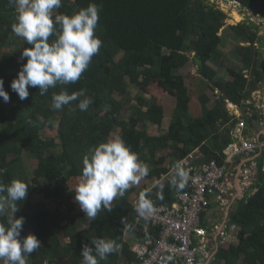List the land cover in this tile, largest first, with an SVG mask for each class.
Instances as JSON below:
<instances>
[{
  "label": "trees",
  "instance_id": "obj_1",
  "mask_svg": "<svg viewBox=\"0 0 264 264\" xmlns=\"http://www.w3.org/2000/svg\"><path fill=\"white\" fill-rule=\"evenodd\" d=\"M230 1L264 19V0ZM93 3L100 9L95 36L102 45L87 70L76 83H58L43 96L38 88L30 87L29 97L21 101L10 85L26 63V59L20 61L23 49L31 45L12 31L17 16L15 5L0 0V77L10 95L7 103L0 98V169H6L0 182L7 185L19 179L29 187L25 200L17 201L14 215L25 218L21 238L35 234L42 245L26 258L27 264H82L83 244L94 247L91 241L101 238L114 240L119 251L99 264H137L139 258L133 246L155 242L160 230L147 227L145 220H137V195L146 192V198L157 205L173 204L181 190L170 183L172 169L197 150L204 155V162L216 159L223 163L224 150L235 140L233 129L239 122L228 102L255 109L254 101L246 102L264 83V36L258 25L245 21L230 26L239 40L234 53L242 67L230 61L228 73L232 78L218 76L212 63L226 58L222 46L227 15L209 0H62L54 15L71 16ZM18 38L22 41L20 49ZM56 38L50 36L49 42ZM8 45L14 48L6 51ZM191 61L197 73H189L187 83L186 76L177 70ZM200 77L201 83L206 82L220 94L210 104V96L203 92L201 106L196 108L192 86ZM131 87L138 89L139 95L125 119L123 110L131 100ZM155 88L176 98L168 130L159 136L148 131V124L161 126L166 118ZM81 89L92 100L86 111L78 107L79 100L85 97L59 110L52 108L54 94H72ZM201 107L202 113L196 115ZM252 115L245 117L251 127L259 114ZM49 129L57 131V136L45 138L43 133ZM116 138L122 139L148 166L145 177L156 178L158 183L140 190L136 184L131 185L123 197L113 201L111 212L102 208L95 220H89L74 200L75 188L82 178L83 157L100 143ZM25 153L37 160L32 171L24 159ZM261 163L260 160L252 190L238 200L230 213L229 223L237 228L227 240L221 238L217 247L215 243L211 249L205 248L201 258H208L206 252L214 249L212 264H264ZM161 191L162 200L158 198ZM0 196L6 197V193ZM47 201L56 205L54 211ZM9 209L0 217V223L6 226Z\"/></svg>",
  "mask_w": 264,
  "mask_h": 264
},
{
  "label": "clouds",
  "instance_id": "obj_2",
  "mask_svg": "<svg viewBox=\"0 0 264 264\" xmlns=\"http://www.w3.org/2000/svg\"><path fill=\"white\" fill-rule=\"evenodd\" d=\"M9 2L15 5L17 12L16 22L12 24L13 33L31 45L24 48L21 53L20 59H26V63L23 64L17 78L12 80L11 90L21 101H24L30 95V87L38 88L40 95L43 96L50 87H55L58 83L63 85L76 83L102 45V41L95 36L99 21V6L94 3L89 4L87 8L69 16L54 15L55 10L62 6V0H9ZM53 35L57 38L49 42L50 36ZM80 97L85 98L79 100L78 107L86 111L92 100L85 96L83 89L72 94L66 91L54 94L52 108L59 110ZM0 98L5 103L10 100L2 77H0ZM231 104L228 102V108ZM226 159L227 155L223 163L217 161L231 167ZM260 160L263 167V159L259 157L258 168ZM82 163L83 179L75 188L74 200L89 220H95L102 208L111 212L112 202L118 196L123 197L131 185L138 183L148 174V166L140 161L137 154L120 138L109 139L90 149L89 154L84 155ZM258 168L253 167L254 176H250L249 179L251 184L256 180ZM5 171L6 169H0V175ZM188 175L182 162H178L172 169L171 185L183 190L187 186ZM230 184L231 187L232 179ZM251 184L245 185L251 186ZM28 190V185L19 179H13L7 185L0 182V194L6 193V197L0 196V217L5 216L9 208L12 213L7 226L0 223V260H3L4 264H27L26 258L42 245L35 234L21 238L25 218L23 216L15 218L14 215L18 211L17 201H24ZM245 194L234 201V208ZM158 198L163 199L162 191L158 193ZM153 211V202L146 198V192H141L136 212L140 217L147 219ZM229 222V226L234 225ZM231 231L233 230L229 232ZM91 245L94 247L85 243L81 248L82 264H99L100 260H105L110 254L119 251V245L114 240L96 239L91 241ZM166 259L171 260L172 257Z\"/></svg>",
  "mask_w": 264,
  "mask_h": 264
},
{
  "label": "built area",
  "instance_id": "obj_3",
  "mask_svg": "<svg viewBox=\"0 0 264 264\" xmlns=\"http://www.w3.org/2000/svg\"><path fill=\"white\" fill-rule=\"evenodd\" d=\"M246 127L245 120L240 118L233 129L235 141L224 151L227 155L226 161L232 164L230 158L259 155L263 159L264 171V131L249 136L245 133ZM200 154L197 150L178 161L182 162L189 175L185 190L176 194L173 204L157 205L153 202L154 211L147 219L137 213L138 221L145 220L147 227L160 229L155 242L135 244L134 251L139 258L137 264H170L173 261H182L183 264H211L212 260L201 258L200 253L205 248L211 249L215 241L217 246L221 238L227 240L229 231L236 229L235 225H228L235 204L230 187L232 173L227 164H220L216 159L204 162V155ZM233 165L236 173L243 172L247 181L245 184H251L249 179L254 176V166L246 169L239 161ZM139 196L134 201L135 209ZM211 203L219 205L226 212L224 221L212 224L204 220L203 215ZM217 236L219 239H216ZM169 256L172 257L171 260L166 259Z\"/></svg>",
  "mask_w": 264,
  "mask_h": 264
},
{
  "label": "rangeland",
  "instance_id": "obj_4",
  "mask_svg": "<svg viewBox=\"0 0 264 264\" xmlns=\"http://www.w3.org/2000/svg\"><path fill=\"white\" fill-rule=\"evenodd\" d=\"M209 1L214 6H216L217 8H220L221 10H223L227 15V19L225 21V27H224V31H223V39L225 41V45L222 46L223 51L226 53V58L220 59L218 62L214 61L212 63V65L214 68H216L218 70V76L220 78L223 77V79L228 80V79L232 78L230 76V74L228 73V65H230V61H232L233 63H236L242 67L240 58L234 53L236 46L239 44V40L234 37L230 26L238 24L241 21L242 22L245 21V22H248L250 24L255 23L256 25H258L260 27V34L264 36V19L262 17H260L259 15L253 14L250 10L243 8L237 2H233L230 0H209ZM234 18L238 19L239 21H235ZM17 41L19 42L17 48L20 49L22 41H20V38H18ZM242 44H247V43L243 42ZM13 48L14 47L8 45L5 48V50L8 51V50L13 49ZM263 50H264V47H263ZM261 60L264 63V53H263ZM20 61H22V60L20 59ZM195 72H196V68H195V65L192 61L189 62L188 64H186L183 68L177 70V73L184 74L186 76V82L187 83L190 82L189 77H188L189 73H195ZM201 82H202V78L200 77L199 79L196 80V84L194 86H192V88L194 90L192 102L194 104V107H196V108H199L201 106L200 95L203 92H206L210 96V98H211L210 104H213L214 103L213 101L216 100L217 96L220 94V92L218 90L214 91L213 90L214 88L211 85H208L206 82L205 83H201ZM155 89L158 90L159 95L161 97V104L164 106L166 118L164 120V123L161 126L148 124V131L150 134H152L154 136H159L168 130V126L170 124L171 117H172L173 111H174L175 106H176V98L174 96L170 95L169 93H167L163 90H160L159 88H155ZM130 92H131L130 93L131 94L130 95L131 100L129 103L128 102L125 103V108L123 110V118H125V119H128L130 114L132 113L133 107L137 103V96L139 95V90L136 88L131 87ZM146 97L149 98L150 95H146ZM252 100L256 101V102L258 101L257 109H258V113L261 115L260 125L264 126V83L261 84L259 89L253 93V99L249 100L250 101L249 103H252ZM229 109L231 110L230 107H229ZM201 113H202V107L200 110L197 111L196 115L201 114ZM231 113L232 114L234 113L233 115H236V116H238L240 114V112L236 111V110L231 112ZM54 123H56L55 127H58V122L54 121ZM256 127H258V125ZM43 136L45 138L56 137L57 131H55L54 129L53 130L52 129L46 130V131H44ZM24 159H25V161H27V165L29 166V169L31 171L37 166V160L32 159L27 154L24 155ZM82 179L83 178H80V183L82 182ZM143 183L157 184L158 181L156 178L147 179V177L144 176L139 180L138 183H136L138 190H140L144 186ZM36 200L43 201V198L37 197ZM47 205L52 211H54L56 209V205L50 201H47ZM79 210H80V207H79ZM8 215H9V219H10L12 216L10 209L8 211ZM216 239H219L218 236ZM213 243H214V241L212 242V244ZM214 251L215 250L213 249V250L207 252L208 258H210L211 260L213 258ZM0 263L4 264L3 260H1Z\"/></svg>",
  "mask_w": 264,
  "mask_h": 264
},
{
  "label": "crops",
  "instance_id": "obj_5",
  "mask_svg": "<svg viewBox=\"0 0 264 264\" xmlns=\"http://www.w3.org/2000/svg\"><path fill=\"white\" fill-rule=\"evenodd\" d=\"M252 102H253V100H252ZM257 103H258V101L257 102L254 101V107L256 109H253L250 107L249 108L248 107L240 108V107L232 105V104L229 107L231 108V112H233L235 110L240 112V114L237 117L245 119V117H252L253 116L252 112H255V111L258 112ZM245 110H247L246 113H244ZM243 114H245V115L243 117H241V115H243ZM260 117H261V115L259 114L256 122H254L253 127L247 125V122H246V125H247L246 134L247 135L253 136V135H256L261 130L264 131V126L260 125ZM257 125H258V127H256ZM233 143H234V141H233ZM258 159H259V155L247 156V157L236 156V157L230 158V160L232 161V164L230 163L231 167H229V171L232 173L231 192L233 193L235 200L242 197L247 191L252 190V187L245 185V182H247V181H245L243 172L236 173V171L234 169L235 166L233 164H235L239 161L240 165L244 166L246 169H249V167L251 165H253L254 169H256V167L258 168V161H257ZM143 184L145 187H147L149 189L155 185L153 183H151V184L143 183ZM210 205H211L210 208L206 211V213L204 215V220L209 221L212 224L224 221L225 216H226V212L222 208H220L219 205H216L215 203H211ZM132 238L135 239L133 236H132ZM215 243H216V241H215Z\"/></svg>",
  "mask_w": 264,
  "mask_h": 264
}]
</instances>
